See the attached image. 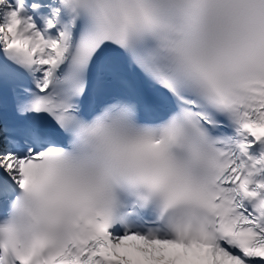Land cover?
<instances>
[{
	"label": "snow or ice",
	"instance_id": "obj_1",
	"mask_svg": "<svg viewBox=\"0 0 264 264\" xmlns=\"http://www.w3.org/2000/svg\"><path fill=\"white\" fill-rule=\"evenodd\" d=\"M0 264H264V0H0Z\"/></svg>",
	"mask_w": 264,
	"mask_h": 264
}]
</instances>
